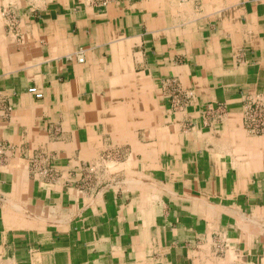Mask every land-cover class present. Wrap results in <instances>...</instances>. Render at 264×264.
Returning <instances> with one entry per match:
<instances>
[{"label": "crops", "instance_id": "1", "mask_svg": "<svg viewBox=\"0 0 264 264\" xmlns=\"http://www.w3.org/2000/svg\"><path fill=\"white\" fill-rule=\"evenodd\" d=\"M250 101L264 0H0V264H264Z\"/></svg>", "mask_w": 264, "mask_h": 264}, {"label": "built area", "instance_id": "2", "mask_svg": "<svg viewBox=\"0 0 264 264\" xmlns=\"http://www.w3.org/2000/svg\"><path fill=\"white\" fill-rule=\"evenodd\" d=\"M94 1H96L99 6H105L108 2V0ZM28 91L36 98H41L43 96V93L34 86L29 87ZM7 110H9V108ZM243 123L249 132L257 134L264 133V105L256 101H250L243 112ZM10 150L11 148L7 144L0 143V165L5 163L6 156Z\"/></svg>", "mask_w": 264, "mask_h": 264}, {"label": "bare ground", "instance_id": "3", "mask_svg": "<svg viewBox=\"0 0 264 264\" xmlns=\"http://www.w3.org/2000/svg\"><path fill=\"white\" fill-rule=\"evenodd\" d=\"M81 56V55H80Z\"/></svg>", "mask_w": 264, "mask_h": 264}]
</instances>
